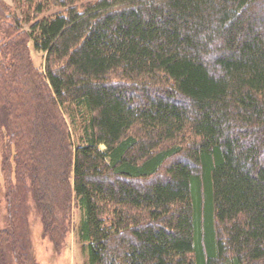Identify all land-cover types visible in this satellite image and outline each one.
Returning a JSON list of instances; mask_svg holds the SVG:
<instances>
[{
	"label": "trees",
	"instance_id": "1",
	"mask_svg": "<svg viewBox=\"0 0 264 264\" xmlns=\"http://www.w3.org/2000/svg\"><path fill=\"white\" fill-rule=\"evenodd\" d=\"M13 1L0 264L34 259L31 201L57 247L79 211L89 264H264V0Z\"/></svg>",
	"mask_w": 264,
	"mask_h": 264
},
{
	"label": "rangeland",
	"instance_id": "2",
	"mask_svg": "<svg viewBox=\"0 0 264 264\" xmlns=\"http://www.w3.org/2000/svg\"><path fill=\"white\" fill-rule=\"evenodd\" d=\"M5 1L11 6L16 7L15 5L16 3L13 0H5ZM52 9L55 10L53 7ZM32 59L35 66L43 71L45 67V55H43L42 53L33 52ZM22 89L23 90L25 89L24 86H22ZM22 89L21 87H19L17 91L20 93V90ZM3 91L4 92L6 91L5 88H3ZM6 117H8L7 110L5 111L4 109H0V123L3 119L7 120ZM80 121H76L77 123L76 127L74 126L71 127V130H75V128L77 130L78 128V135L82 133V131L79 129L81 128L79 124ZM2 132L3 130L0 128V229H6L8 228V211H7V203H6L7 185L5 182L7 174L4 172V167H3L4 165H3V153H2L3 152ZM44 132L45 134H47V128L44 130ZM101 148L103 150L105 149L103 145L101 146ZM54 149L55 150L53 151L50 150V154L54 156V159H51V157L46 156L47 152L46 150H43V154H42L43 166L45 168L50 167L52 169H55L54 167H57L58 165L57 164L58 160L56 158V155L59 153V149H60L59 144L56 145ZM10 174H12V172H9L8 176ZM56 177L54 175L50 177V174H47V179L44 180L43 183H45L46 186H49L50 189L52 190L51 187L54 183H56L55 182ZM50 178H51V182H50ZM12 179H13V175H12ZM13 187L14 190H16L17 185L16 186L13 185ZM49 199H50L49 201L50 204L48 205V208L49 210H51L53 208L51 204L53 201V196H50ZM31 205H32V212L30 215V225H29L31 232L30 234L31 248L29 249V251L33 253L34 259L27 264H89L87 246L79 239V236L76 231V226L79 224L81 219L79 211L75 209V207L73 206L70 215L71 216L70 226L66 234V237L64 239V244L57 247L55 246V243L52 241V239L44 234L42 220L35 210V204L33 201H31Z\"/></svg>",
	"mask_w": 264,
	"mask_h": 264
}]
</instances>
